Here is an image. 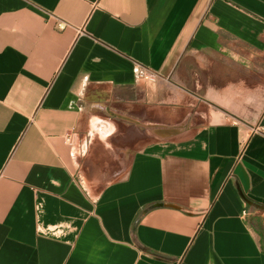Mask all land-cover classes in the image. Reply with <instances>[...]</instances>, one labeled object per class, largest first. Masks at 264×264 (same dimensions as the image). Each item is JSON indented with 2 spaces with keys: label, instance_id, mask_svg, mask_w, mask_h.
<instances>
[{
  "label": "crops",
  "instance_id": "0c3cea01",
  "mask_svg": "<svg viewBox=\"0 0 264 264\" xmlns=\"http://www.w3.org/2000/svg\"><path fill=\"white\" fill-rule=\"evenodd\" d=\"M260 126L264 0H0V264H264Z\"/></svg>",
  "mask_w": 264,
  "mask_h": 264
},
{
  "label": "built area",
  "instance_id": "2783aa9c",
  "mask_svg": "<svg viewBox=\"0 0 264 264\" xmlns=\"http://www.w3.org/2000/svg\"><path fill=\"white\" fill-rule=\"evenodd\" d=\"M60 26L64 27L65 23H61ZM133 75L136 82L156 81L158 78V74L155 71L140 61H133ZM257 131L264 134V126L258 127ZM66 139L69 143H72L70 135H68Z\"/></svg>",
  "mask_w": 264,
  "mask_h": 264
}]
</instances>
